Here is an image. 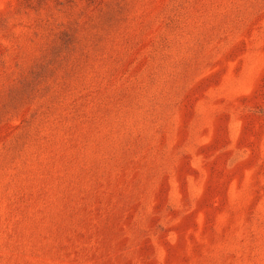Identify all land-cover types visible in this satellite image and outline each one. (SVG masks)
I'll use <instances>...</instances> for the list:
<instances>
[{
	"label": "rangeland",
	"instance_id": "374dc122",
	"mask_svg": "<svg viewBox=\"0 0 264 264\" xmlns=\"http://www.w3.org/2000/svg\"><path fill=\"white\" fill-rule=\"evenodd\" d=\"M0 264H264V0H0Z\"/></svg>",
	"mask_w": 264,
	"mask_h": 264
}]
</instances>
